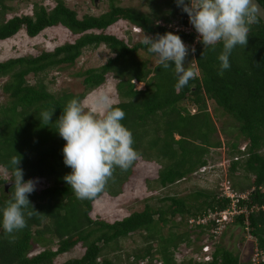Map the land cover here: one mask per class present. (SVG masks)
I'll return each mask as SVG.
<instances>
[{"label": "trees", "instance_id": "trees-1", "mask_svg": "<svg viewBox=\"0 0 264 264\" xmlns=\"http://www.w3.org/2000/svg\"><path fill=\"white\" fill-rule=\"evenodd\" d=\"M15 1L0 0V42L13 39L24 29L29 37L37 38L55 27H64L78 38L53 50L0 61V80L6 79L2 89L9 100L7 105L0 104V167L10 172L9 181L0 180V207L14 191L13 186L6 191V184L14 182L13 157L20 159L18 167L23 169L25 180L53 183L29 196L32 207L25 210L23 230L12 235L0 230V264H59L60 256L77 247L85 250L83 257L63 264H119L111 255L122 252L120 244L133 235H139L143 242V247L128 255L129 262L134 258L133 264H250L245 252L242 257L241 252L221 242L230 228H239L248 236L245 215L228 225L219 241L212 233L215 223L205 227L190 223L210 212L231 208V199L223 196L224 187L220 192L199 189L186 198H159L158 205L147 204L142 212L110 223L92 217L94 205L105 194L119 197L124 193L136 161L127 170L115 168L104 190L93 199H78L65 182L64 177L71 172L63 158L66 141L56 131L55 123L44 126L40 122V113L55 109L52 120L56 121L70 100L82 102L87 94L77 95L69 89L54 92L47 78L55 70L75 67L86 50L101 47L114 57L79 75L84 77L87 91L102 87L112 74L119 81L121 101L115 105L126 114L122 123L133 134L138 159L161 165L158 190L169 189L209 167L214 149H228L230 165L224 176L236 194L251 192L249 200L239 201V207L250 212L253 243L264 253V22L257 17L250 25L247 45L233 50L231 67L223 75L219 74L218 60L223 44L212 50L204 49L199 41L194 52L189 49L185 60L199 70V76L178 89L174 65L164 70L151 61H139L136 56L140 51L151 58L156 56L141 41L132 44L131 39L107 33L124 20L141 27L146 35L173 31L193 45L195 33L186 35L172 27L176 22L188 25L189 19L175 0H140V7L148 8L147 12L140 7H123L119 0H107V12L82 19L64 0H55L52 9L36 4L31 16L8 18L13 11L10 4ZM259 2L264 6V0ZM135 82L145 84V90H137ZM209 102L237 124V135L232 134L227 145L216 137L218 129ZM241 141L247 145L245 150ZM205 243L214 247L213 262L203 263L197 258L179 262L182 247L191 249L201 244L197 250L201 254ZM36 244L46 249L34 254ZM53 244L58 248L53 249Z\"/></svg>", "mask_w": 264, "mask_h": 264}, {"label": "clouds", "instance_id": "clouds-1", "mask_svg": "<svg viewBox=\"0 0 264 264\" xmlns=\"http://www.w3.org/2000/svg\"><path fill=\"white\" fill-rule=\"evenodd\" d=\"M175 3L187 14L204 49L215 50L218 43L223 44L218 56L219 74L223 75L231 67L233 50L238 46L245 47L248 43L250 25L259 17L257 4L254 0H175ZM131 26L135 35L144 36L141 43L150 54L157 57L162 69L168 70L174 65L176 88H184L190 80L199 76V70L189 66L191 62L185 63L189 47L176 32L157 33L153 37L146 35L141 27ZM54 111L43 110L40 122L44 126L55 123L56 131L66 141L62 150L63 158L71 172L64 180L78 199L95 198L104 190L115 168L127 170L138 159L133 134L122 123L126 114L108 94H99L95 107L91 109H86L78 99L70 100L56 121L52 120ZM10 163L14 169V191L6 204L0 207V230L8 235L26 227L25 210L32 207L29 196L36 191L38 183V180L24 179V171L18 167L20 159L13 157ZM215 236L218 240L219 236ZM206 245L213 247L209 243L203 244L202 253Z\"/></svg>", "mask_w": 264, "mask_h": 264}, {"label": "rangeland", "instance_id": "rangeland-1", "mask_svg": "<svg viewBox=\"0 0 264 264\" xmlns=\"http://www.w3.org/2000/svg\"><path fill=\"white\" fill-rule=\"evenodd\" d=\"M67 6L75 10L78 13L80 19L86 15L101 16L109 10V3L107 0H64ZM97 2V3H96ZM41 4L48 9H52L56 2L55 0H17L10 5L13 7V11L9 14L8 18L14 16L33 15L34 6ZM119 4L123 7H136L141 5L140 0H119ZM144 12L149 11L145 6ZM177 22L172 24L176 25ZM108 34H113L119 38L133 42L132 44L142 41L144 36L135 35L132 31V26L127 21H120L113 28L107 31ZM78 37L71 31L64 27L50 28L44 31L37 38H31L27 35L26 30L21 31L16 37L5 42H0V61H6L12 58H19L23 56L39 54L46 50H53L58 46H62L68 42H74ZM114 55L106 47L100 49L86 50L84 56L80 59L79 63L75 67H65L60 70H55L48 75L47 82H49L54 92L69 89L75 94H87L82 104L86 109L95 107V100L101 93L108 94L114 104L121 101L117 89L119 81L110 75L107 82L100 88L87 91L84 84V77L79 74H83L85 71L91 68H98L107 63ZM139 61H151L153 64L157 63V57L151 58L147 53L140 51L137 54ZM30 81L35 83V78L31 77ZM6 79L0 80V104L7 105L9 103L8 96L4 93L2 86L5 84ZM137 90H145L146 85L143 83H137ZM193 113L197 112V108L190 107ZM209 110L213 116L214 122L217 126L218 133L216 137L224 143L228 144L232 141L231 135H237L236 122L230 116L222 113L218 109L217 105L213 102H209ZM179 139V137H177ZM246 143L241 141V147L246 148ZM228 148V147H227ZM228 149H214L212 151V161H210V168L206 173H196L177 185L172 186L169 189L159 191L157 188L156 180L159 177L161 165L157 161H148L143 158L136 160V166L134 168V174L130 181L125 185L124 193L119 197H112L109 194H105L100 200L95 203L92 217L95 220H103L106 222L114 223L121 221L133 213L142 212L147 204L158 205L159 198L166 196H176L179 198H186L192 196L199 189L212 190L213 192H220V189L225 187L228 182L227 175L224 173L229 168V161L227 160ZM222 173V174H221ZM222 175L220 178L219 176ZM10 178V172L3 167H0V180H8ZM151 183L153 188H151ZM52 182L48 180H38L36 191L45 189L48 186H52ZM228 185V184H227ZM226 185V186H227ZM180 221V218H179ZM186 230L185 228L181 229ZM226 231V230H225ZM224 233V232H223ZM222 233V234H223ZM222 236V235H221ZM219 236V240H221ZM48 238H50L48 236ZM224 246L247 254L249 259L251 251L254 248L253 243L245 236V232L239 228H230L226 232V236L221 240ZM201 244L194 246L191 249L182 247V250L178 253L179 262L197 258V250L200 249ZM53 249H57V244L52 245ZM143 247V242L139 235H133L130 239L123 241L120 244L122 252L112 254L111 258L119 264H133V259L128 261V255L132 254L138 248ZM45 247L35 245L34 254H38L45 250ZM85 250L81 247L73 249L71 252L62 255L58 258L57 262L63 264L69 260L79 259L83 257Z\"/></svg>", "mask_w": 264, "mask_h": 264}, {"label": "built area", "instance_id": "built-area-1", "mask_svg": "<svg viewBox=\"0 0 264 264\" xmlns=\"http://www.w3.org/2000/svg\"><path fill=\"white\" fill-rule=\"evenodd\" d=\"M175 31H180L184 32L186 35H191L195 33L197 35L196 42L193 45H190L189 43L185 42V44L189 47V49H195L198 42H199V36L198 33L195 31L194 27L189 23L188 19V25H173L172 26ZM194 52V51H193ZM245 150V148H243ZM210 168L205 167L200 170V172L206 173L207 170ZM228 184V185H227ZM227 185V186H226ZM224 187V192L223 196L231 199L232 201V206L231 208L225 210V211H220V212H210L208 215L204 217H200L198 219H193L191 220V225L192 226H208L211 223L216 224V228L212 231L213 234L219 236L221 235L224 230L226 229L228 224H232L236 222V218L239 217L240 215H245L246 216V225H247V238L249 241L253 243V236L250 234V221H249V211L247 209H242L239 207V201L240 200H249V196L251 193H246L242 195L236 194L232 188L229 182H227ZM199 262L203 263H210L213 262V247L211 245H206L203 248V253L197 257ZM250 264H261L264 262V253L256 246L254 243V248L251 251V257L249 260ZM147 264V263H146Z\"/></svg>", "mask_w": 264, "mask_h": 264}, {"label": "water", "instance_id": "water-1", "mask_svg": "<svg viewBox=\"0 0 264 264\" xmlns=\"http://www.w3.org/2000/svg\"><path fill=\"white\" fill-rule=\"evenodd\" d=\"M97 2H98V0H97ZM254 2L257 4V7L260 9L259 18L264 22V6L259 2V0H254ZM13 184H14V182L7 183L6 184V191H9V189L13 186Z\"/></svg>", "mask_w": 264, "mask_h": 264}]
</instances>
